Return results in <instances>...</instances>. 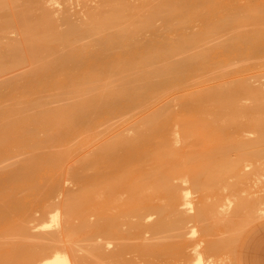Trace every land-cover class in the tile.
<instances>
[{"label":"bare ground","instance_id":"obj_1","mask_svg":"<svg viewBox=\"0 0 264 264\" xmlns=\"http://www.w3.org/2000/svg\"><path fill=\"white\" fill-rule=\"evenodd\" d=\"M100 1L108 7L98 15L91 13L89 25L84 28L71 25L59 34H48L59 26L56 10L50 5L61 6L67 0H0L1 33L32 28L34 34L42 37L18 48L6 47L0 35L3 53L0 59V264H78V259L66 252L71 241L68 239L87 230L85 221L90 215L101 213L102 198L112 199L113 211L120 219L133 215L135 202L146 196L176 198V190L181 188L174 182L195 185L199 180L186 172L195 163L194 156L182 155L179 160L181 155L177 159L174 153L181 151L182 146L197 145L194 139L199 135L206 138L212 135V141L215 133L230 135L233 128L236 129L231 132L244 122L236 118L241 116L239 107L244 108L237 103L242 93L258 101L264 95L262 88L247 85L241 81L242 77L235 78L237 72L236 75L233 72L235 79L224 78L232 66L238 70L264 62L259 60L264 57V7L250 8L242 0H160L143 16L132 0ZM145 6L148 4L141 5ZM158 19L168 25L166 35L156 28ZM192 22L195 24L190 27ZM148 31L151 36L142 40ZM28 39L26 36L20 41ZM44 50L47 55L41 57ZM168 102L178 108L159 114ZM261 119L262 123L256 127L258 146H264V119ZM245 142H236L231 147L242 151L250 143ZM225 143L223 146L229 149L230 144ZM17 157L21 158L19 162ZM237 159L233 161L237 163ZM227 162L224 160V164ZM146 164L152 172L146 171ZM237 165L240 169V162ZM231 167H227L230 173ZM182 172L189 177L185 178ZM258 178L263 179L261 175ZM67 180L76 189L64 188L62 184ZM258 182L261 186L264 181ZM58 192L62 200L52 203ZM228 200L226 205L219 204L221 212L227 209ZM106 202L110 206L108 199ZM159 207L153 208L165 213L164 207ZM200 209L197 214L201 218L203 207ZM37 211L39 217H35ZM254 211L259 215L264 213L261 206ZM108 226L102 225L106 231L116 230L114 225ZM50 228L54 231H49ZM160 235L165 233L155 236L159 239ZM126 240L120 248L129 250L132 241ZM65 242L66 249L60 250L64 247L60 244ZM193 253L192 264L213 262L206 263L202 257L205 253L196 247Z\"/></svg>","mask_w":264,"mask_h":264},{"label":"rangeland","instance_id":"obj_2","mask_svg":"<svg viewBox=\"0 0 264 264\" xmlns=\"http://www.w3.org/2000/svg\"><path fill=\"white\" fill-rule=\"evenodd\" d=\"M242 1H243L245 6L250 7V8H263L264 7V0H242ZM159 2H160V0H132V3L133 4L135 3L134 5L139 6L137 11L143 16L146 15L149 10L154 9V7H156L159 4ZM142 4H148V6L141 7ZM62 5H63V7H62ZM57 6L58 5H54V6L50 5L51 8L54 7L53 9L56 10L54 12V15L56 18V24L59 26H58V28H53L52 30H49L48 34L49 33L59 34L65 30H67L71 25H77L80 28H84L86 25L90 24V14L91 13L98 15L102 12L104 7H108V5H103L100 0H67V2H63L61 4V6L59 5L58 6L59 8H57ZM64 7H66V8H64ZM0 12H1V10H0ZM0 20H1V15H0ZM194 24L195 23L192 22L190 24V27H193ZM155 26H156V28H158V30L160 32H162L165 35L169 31L168 25H166L162 19H158L155 22ZM0 35H2V37H3L2 41L5 44H7L6 47H18V48L28 46L31 43L32 39H41L42 38L41 36H37L36 34H34V31L32 28L25 30V32L15 31V32L6 33V34H3L0 32ZM26 36H28L29 39L21 42L20 39L23 37H26ZM150 36H151L150 31L145 32V34L142 36V40L149 38ZM168 41H171V39H168ZM62 42L58 43V48L62 47ZM46 55H47V51L44 50V51L40 52L41 57H45ZM2 57H3V53H2V49H0V59H2ZM236 60H238V59H236ZM259 60L260 61L264 60V57H262ZM263 63L264 62L262 61V63L260 62L259 64H263ZM257 64L256 65L254 64L256 67L254 65L252 67L250 66V67H247L244 69H242L243 67H239L238 70L240 68L242 69V70H240L241 74L239 73V75H238L239 71L237 70V67L232 66L230 68V71L227 72V74L224 76V78H226V77L234 78V76L236 75L235 73L237 72V75L235 76V78L239 79L242 77L243 80H241V79L240 80L243 82H246L247 85H249L253 88H257V86H258V89H260V90L262 88L261 93L264 94V86H263L264 85V68H263L264 65L260 66ZM233 67H236V69L234 68L235 70H233L232 69ZM261 68H263V70ZM233 72L235 75L233 74ZM254 73H255V75H254ZM239 96H241V95H239ZM256 100H257V98L254 99V97H252L250 94L242 93V97H241L240 101L239 100L237 101L238 105L244 107L243 108L244 110H243L241 107H239L237 105V108L239 107L238 114L240 113L241 116L239 117V115H237L236 118L238 117L237 119L241 120L242 122L244 121L240 125L242 127L241 129L239 126V128L237 130H234L233 132H231L233 129H236V128L230 127V129H232V128L233 129L230 131V133H229L230 135H226V136H222L219 134L216 135V133H215L214 135L216 137L213 135V138L215 137V141H214V139L212 141V137H211L212 135L210 136L211 138L208 135H207L208 138L205 137L206 135L205 136L203 135L204 137L202 135L201 136L199 135L196 139H194V141L197 142V145H195V146H184V147L182 146L180 148L181 151L179 150L178 153H174L175 154L174 156L177 159L179 158L178 154L181 156L182 155L183 156H188V155L194 156L195 163L190 165V167L188 166V168H186V167L185 168H186V172L189 173L190 176L194 175V177L197 180H199V182L197 181L198 183H196L195 185L194 184L190 185V184H187L188 182H185L186 184L184 185L183 182L181 183L180 180H177V181L174 180V181H176L174 183H176L177 185H178V183L180 184L179 188H181V189L185 188V190L183 189V192L181 191V189L176 190V188H175V190L177 191L176 198H169V197L163 198V196H160L161 198H159V196L157 197L155 195H154L155 198L151 195H150V197H151L150 198L149 196H146L145 199L148 197H149V199H146V200L145 199H142V200L139 199V201L137 200L135 202L136 210L133 212V215H131L129 217H123L122 219H120L121 217L119 216L120 217L119 218L115 214V212L113 211L114 210L113 209L114 203L112 204V202H113L112 199L110 201L109 197L102 198L101 201H99V202H100V206L103 205L102 211H101V213L103 214L102 215L103 219L102 218H100V219L96 218V216L99 217V215L101 213L100 214L98 213L96 215H90L91 218L88 217L87 220L85 221V225L87 226V230H86L87 232L85 231V232L75 233L74 235L72 234L71 238L68 239V241H70V240L71 241L70 242L66 241V242H68V245L66 242L64 244L63 243L60 244V247L64 246V247H61L60 250L63 248V251H64L67 248L66 252L69 253L70 255H74L75 259L76 260L78 259L77 260L78 264H129V263L130 264H179V263L180 264H192L194 262L193 259H195V253H193V249L195 247L199 250V252H202V254L203 253L206 254V255L201 254L203 259L205 261L207 260L206 263L213 261V262H211L212 264H264V213L259 215V214H257L256 211H254V208L256 209L258 206H261L264 209V198H263L264 197V187H263L264 186V182H263L264 181L263 180L264 179V177H263L264 176V171H263L264 170V167H263L264 166V159H262L264 157V146H262V145L258 146L257 140L259 139V136H258V132L256 130L257 129L256 127H258L262 123L261 117L264 119V103H263L264 102V95L263 96L261 95V98L259 99V101L258 100L256 101ZM46 101L50 102L51 100L46 99ZM251 106H253V107H251ZM177 108H178V106L175 103L173 105H171L170 102H168L166 104V106H163V108L160 109L159 114H163L168 110H170V111L176 110ZM244 114H246V116H244ZM258 118L260 120H258ZM246 120L247 121L249 120V122H247ZM236 121H238V120H236ZM238 122H240V121H238ZM246 122L248 123L247 125H245ZM248 125H249V128H248ZM251 130H253V132H251ZM245 131H246V134L244 133ZM231 133H232V136H231ZM251 133L253 134V136H251L252 135ZM242 134H243V136H242ZM247 134H248V136H247ZM240 135H241V137H240ZM221 136H222V138L218 139L220 141V143H219V141H217V138H220ZM250 136H251L252 140H251ZM189 141H193V139H190ZM211 141L213 142V144L211 143ZM241 141H246L245 142L246 144L248 142H250V143L252 142L251 143L252 145H250V143H248L250 147L248 145H246V147H245L246 150L242 149V151H240V149L237 150V148L235 149V147L232 148L233 146L231 147V145L235 144L236 142H241ZM214 142H215V144H214ZM225 142H228L230 144L229 149L225 148L223 146L226 144ZM208 143H209V145H208ZM211 144H212V146H211ZM226 147H228V146H226ZM188 151L190 153H187ZM238 152H239V154H238ZM241 152H243V154ZM181 156H180L179 160L183 158V156L182 157ZM236 156L238 159L236 158ZM189 158H191V157L189 156ZM20 159H21L20 157H17L16 158L17 162H19ZM235 159H237L236 161L238 164L240 162L239 167H241L242 169L241 168L239 169L237 163L235 161H233ZM241 159H242V161H238ZM224 160L230 162L229 165H227L228 162L225 163L226 164L225 165ZM229 160H231L232 163ZM260 160L262 161V163L260 162ZM256 161H257V163H256ZM209 162H211V163H209ZM233 162L237 165V167H236V165L234 166ZM230 164H232L234 166V167L232 166L235 170L234 172H232L233 168L230 166ZM75 165L76 164H74V167H76ZM226 166L231 167V173L229 172L230 168H227ZM243 166H245V167H243ZM235 167L238 168L239 170L235 169ZM258 167L260 169L262 167L261 170L263 172L261 170H259ZM145 168H146V171L152 172V169L150 168L149 164H146ZM185 168H182V171L185 170ZM254 168H256V169H254ZM72 170H73V167L71 168V171ZM259 172H260V174H259ZM190 173H192V174H190ZM262 173H263V175H262ZM182 174L185 175L186 173L182 172ZM260 175L263 178V179L261 178L262 180H260L258 178V177H260ZM187 176H188V174L185 175V178ZM251 179H252V181H251ZM240 181H242V183ZM261 181L263 183H261L262 185L260 186V184H257V182L260 183ZM252 182H255V183H252ZM190 183H192V182H190ZM181 184H183V185H181ZM253 184H254V187H252ZM62 185L64 188H68L71 190L76 189V185L70 180L64 181ZM177 188H178V186H177ZM260 189H263V190H260ZM180 191L182 194L179 193ZM262 192H263V194H262ZM257 194L261 197H259ZM260 194H262V195H260ZM56 195L58 197L55 196V198H53L51 201L52 203L58 202L59 200L60 201L62 200L61 199L62 198L61 192H58ZM183 195H184V197H183ZM233 196H235V197H233ZM111 198H112V196H111ZM256 198L257 199L261 198V199L259 201V199L257 200ZM107 199H108V202L110 201L109 202L110 206L106 202ZM231 199H232V201H231ZM235 199H237V200H235ZM113 200L115 202V199H113ZM227 200H228V204L230 206L228 205V207H229V208L227 207L228 210L224 206L225 209H222L224 211V213L226 214V215H224V213H222L223 211L221 212L218 207H219V204L221 206L222 203H223V205L225 203H227ZM241 200H242V202H241ZM168 201H171V203ZM230 201H231V204L229 203ZM238 201H240V202H238ZM254 201H255V203H254ZM174 202L176 205L173 204ZM183 202H184V204H183ZM245 202H247V204H245ZM262 202H263V204H262ZM166 203H169V204H166ZM180 203H182V204L180 205ZM239 203L241 205L243 204L242 205L243 208L241 207V205ZM251 203H253V204H251ZM203 204H205V205L203 206ZM159 205H161V207H164L163 209L165 210V213L163 212V210H160V209L158 211L154 210L155 208H153V207H157V206L159 207ZM168 205H170V206H168ZM223 205H222V208H223ZM175 206H176V209L174 210ZM250 206H252L251 211H249ZM165 207H167V208H165ZM201 207H203V211H202L203 215L200 218L201 215H198L197 213H200ZM210 207H212V208H210ZM171 208L173 209V211ZM214 210H216V212ZM225 210H227V211L225 212ZM159 211H161L164 214H161V216L158 215V214H160ZM211 211H213V212H211ZM245 211H246V213L248 212L246 214L247 217L245 216ZM154 212H156V213H154ZM232 212L235 213L236 215H234ZM243 212H244V214H242ZM205 213L207 216L204 217ZM221 213H222V215H221ZM229 213H231V214L229 215ZM193 214H195V215H193ZM215 214H217V215H215ZM237 214H238V216H237ZM40 215H41L40 212H38V211H37V213L35 212V217H39ZM188 215L191 217L192 216H194V217L191 218V217H188ZM241 215H243V217ZM159 216L161 219L157 220ZM177 216L179 219L177 218ZM183 216H185L186 219H184L185 217H183ZM195 216H196V218H195ZM244 217H245V219H244ZM176 218H177V220H176ZM222 218H223V220H222ZM224 218L226 221H227V219H229V220L226 222V221H224ZM193 219H196V221ZM235 219H236V221H235ZM178 220H180V221H178ZM164 221L168 225H165L166 223ZM176 221H178V222H176ZM199 221L201 222V224ZM153 222L154 223L157 222V223L152 224ZM162 222H163V224H162ZM174 222H176V223H174ZM225 222H226V224H225ZM105 223H107V224H105ZM109 223L111 225L115 226L114 227V229H116L115 231H113L112 228H110ZM130 223H131V226H129ZM177 223H179L178 226H177ZM237 223H239V224L236 226ZM157 224H160L161 226L163 225L164 227H161V226L157 227ZM174 224H176V225H174ZM194 224L195 225L197 224V225L195 226ZM102 225H103V227H104V225H105V227H106V225H109L108 228H110L111 230L106 231L105 229L107 227L103 228ZM144 225H145V227L143 228L142 226H144ZM169 225H170V227H169ZM202 225H204V226H202ZM97 226H99V229H101V231L97 228ZM191 226H192V228H191ZM167 227H168V229H167ZM215 227H216V229H215ZM233 227H234V230H232ZM145 228L146 229L149 228V230H146ZM155 228H157V230L159 229V231H160V229L162 230L163 228H165L164 229L165 236L160 235L159 236L160 238L157 239L158 236H155V235H159V234L164 235V233H163V230L160 231L161 233L156 230V234H155V231H154ZM169 228H170V231H169ZM202 228H204V229H202ZM48 229H49V227L47 228V231H48ZM51 229L52 228H50L49 231H51ZM53 229L56 230L57 228L56 227L54 228V226H53ZM53 229H52V231H54ZM190 229L195 230L194 233L191 234V232H189ZM229 229H231L232 231H230ZM144 230L146 231V233L143 232ZM151 230L154 233L153 235L151 234L152 233ZM173 230H176V231H173ZM226 230H229V231H227L228 234L231 233L232 235H230V234L228 235L227 232H224ZM195 232H196V234H195ZM177 233H178V235H176ZM59 236L61 237V234ZM120 236L124 237V239L122 240L120 238ZM151 236H152V238H151ZM153 236H154V238H153ZM155 237H156V239H155ZM126 239L132 241V245L134 248L133 247H131V248H133V249L128 248L129 250H127L124 248H120V244L123 241H127ZM76 240H77V243L79 245L80 244L82 245V246L81 245L79 246L80 249L77 248L78 244L75 242ZM73 241H74V243H72ZM79 241H81V242L79 243ZM134 241L136 242V244ZM142 241H143V243L146 244V246H145V244L142 243ZM198 241H199V243H198ZM138 244H140V245L142 244L141 247ZM199 244H200V247H199ZM69 245H71V247ZM72 245H73V247H72ZM136 245H138V246L135 247ZM65 246H66V248H65ZM190 246L193 249H191ZM56 248L59 249V245ZM75 248L77 249V250H75L76 252L73 251ZM119 249H120V251L118 253L117 251ZM69 251H71V253ZM149 251H151V252H149ZM189 251H191L192 253ZM120 252H121V254H120ZM97 253H99V254H97ZM215 255H216V257H213ZM187 257H188V259H187ZM180 259H181V261H180ZM184 259L186 260L185 262H184ZM211 263H208V264H211ZM203 264H205V262Z\"/></svg>","mask_w":264,"mask_h":264}]
</instances>
